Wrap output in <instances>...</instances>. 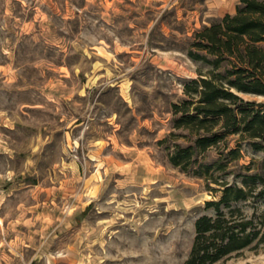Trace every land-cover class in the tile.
I'll list each match as a JSON object with an SVG mask.
<instances>
[{
    "label": "clouds",
    "instance_id": "1",
    "mask_svg": "<svg viewBox=\"0 0 264 264\" xmlns=\"http://www.w3.org/2000/svg\"><path fill=\"white\" fill-rule=\"evenodd\" d=\"M16 3L25 15L34 9L31 20L14 15L13 0H2L0 19L22 24L26 34L36 24L51 31L52 18L41 7L47 0ZM96 4L84 0L76 11L83 15ZM180 4L101 0L104 11L91 21V31L73 26L67 41L71 53L55 42L72 61L48 65L54 81L18 83L25 78L12 66L9 48L0 45L9 58L0 64V85L28 93L15 108L0 107V264H194L193 252L205 239L215 244L209 255L216 264H264V217L247 196L244 207L222 203L224 189L197 180L196 165L177 167L179 152L189 145L172 139L179 119L172 105L180 103L177 97L187 99L183 81L201 78L190 56L193 33L210 29L225 14L235 17L237 6L247 5L204 0L187 32L176 23L161 33L159 26ZM121 16L124 21L114 22ZM62 19L74 17L69 12ZM153 55L163 60L158 68ZM46 64L40 59L31 67ZM142 67L167 73L175 87H159L156 79L138 83L135 74ZM176 67L182 78L173 73ZM236 186L247 191L239 182ZM254 195L264 199V188ZM160 205L162 214L149 223ZM205 220L212 228L202 234ZM125 226L127 234L121 232Z\"/></svg>",
    "mask_w": 264,
    "mask_h": 264
},
{
    "label": "trees",
    "instance_id": "2",
    "mask_svg": "<svg viewBox=\"0 0 264 264\" xmlns=\"http://www.w3.org/2000/svg\"><path fill=\"white\" fill-rule=\"evenodd\" d=\"M241 3L247 6H237L235 17L225 14L222 20L213 21L210 29L193 33L191 58L206 59L211 68L205 74L199 73L200 79L187 81V99L172 105L179 117L174 128L187 131L186 135L173 137L189 136V147L179 152L177 167L196 165L200 170L195 176L209 186L223 188L222 203L230 202L232 208L240 207L237 204L244 201V196L255 197V183L259 179L256 174H244L242 185L246 192H241L237 184L225 187L229 185L225 176L235 172L233 162L241 156L239 141L248 139L252 148L264 149V101L246 100L239 95L264 97V0H241ZM205 76L208 78L204 79ZM233 139L234 149L230 146ZM176 146L179 149V143ZM210 149L217 150V156L204 161L203 156ZM259 215L264 217L263 213ZM200 228L203 234L212 225L205 220ZM215 229L222 231L223 224L218 221ZM214 247V243L205 239L204 246L193 252L194 264H216V258L209 255Z\"/></svg>",
    "mask_w": 264,
    "mask_h": 264
},
{
    "label": "rangeland",
    "instance_id": "3",
    "mask_svg": "<svg viewBox=\"0 0 264 264\" xmlns=\"http://www.w3.org/2000/svg\"><path fill=\"white\" fill-rule=\"evenodd\" d=\"M32 0H30V3ZM125 3H131V0H125ZM198 3H204V0H198ZM196 0H181L180 6L174 9V15L170 16L168 19L164 20L162 24L159 26L161 33H166L172 27H175L176 23H180L183 25L184 31L187 32L194 21L196 8L198 6ZM0 4H2V0H0ZM14 4V15L19 18L21 22L31 20L34 15V9L31 7L27 10V15L24 14V11L21 10L20 6L16 3V0H13ZM84 4V0H47L45 5H42V9L47 11L52 18V24L50 25L51 31L45 32L40 28L39 24L35 25L36 30L32 33H23L20 31L21 25H15V21L11 18L5 22V20L0 19V45L9 48L12 52L13 57L11 60L12 66L14 68L19 69V75L23 76L25 79L23 81L18 80V83L24 84L25 82L28 85H33L39 82L46 80L48 77H51L53 81L55 80L56 73L55 71L49 67L48 65H58L60 63H71L72 57L71 55H66L63 51H61L60 47L56 46L55 42H59L62 46H66L68 48V52H72L71 45L67 44V41L72 38L74 35L73 26L79 25L81 30L91 31V21L98 20L100 12L104 11L101 6V0H97V4L95 6H90V10L86 11L83 15L76 11V9L82 7ZM120 7L122 11H126L123 5H117ZM2 12V9H0ZM71 13L74 19H69L68 21H64L62 17ZM130 18V17H129ZM124 17L115 18L114 22H122L124 21ZM6 23V26H5ZM102 24L103 21L100 20ZM99 28V24L96 25ZM65 28L67 30V34L65 32H61L60 29ZM35 37V39L33 38ZM7 38L8 43L4 44V40ZM198 54L205 55L203 52H199ZM206 58H210L209 56H205ZM43 59L47 62V64L41 69H35L31 67V62L35 60ZM193 59V58H192ZM194 62H198L197 73L205 74L207 70L211 68V65L206 61V59H193ZM151 62L153 65H156L157 68L160 64L163 63L162 58L156 57L153 55L151 57ZM9 58L4 56L3 53H0V64H8ZM173 73L177 74L178 78H182L184 73L181 71L179 67L173 68ZM43 72L44 76L42 77L40 73ZM138 83H146L152 79H156L159 87L164 88H174L175 85L171 78H169L168 74L165 73L161 76L158 71H153L149 67H142L135 74ZM2 79V76H0ZM189 80L183 81L184 85ZM172 95H176L173 91ZM239 95L246 100H255L257 102L264 101L261 99L260 95L247 94V93H239ZM147 96V94H145ZM28 97L27 92H21L16 90V86H12L11 90L7 87L0 85V107L5 109H13L15 106L22 100ZM109 102L115 103L116 98L111 97L107 98ZM153 100L155 97L152 98ZM179 101L183 100V97H177ZM159 103V101H157ZM165 110L167 108L165 107ZM19 127V125H18ZM178 134L186 135V130L176 129ZM14 135V134H13ZM189 138V136H188ZM187 137L177 136L172 137L175 141H182L187 143ZM232 139V138H231ZM235 139V138H234ZM234 139L231 141L230 146L235 144ZM240 143V158L235 160L233 163L236 164L234 173H230L225 176V179L230 184H237L239 182L242 184V178L244 174H256L258 176V181L255 183L254 193L257 189L264 188V149L256 150L252 148L250 145V141L248 139H242L239 141ZM248 155H251L252 162L249 164L247 162ZM217 156V150L210 149L207 151L203 160H211ZM3 158L0 157V160ZM240 174V175H237ZM197 180H203L195 176ZM251 201L250 207H253L254 210L258 214H264V199H259L256 196L250 197ZM240 207L245 206V201L239 202L237 204ZM159 213H151L149 223L155 221L157 217L162 214L163 206L160 205ZM211 208V207H210ZM174 220L175 217H172ZM164 224L168 223V218L163 221ZM121 232L124 234L128 233L127 227L121 228ZM163 236V230H162ZM166 239V237H163Z\"/></svg>",
    "mask_w": 264,
    "mask_h": 264
}]
</instances>
